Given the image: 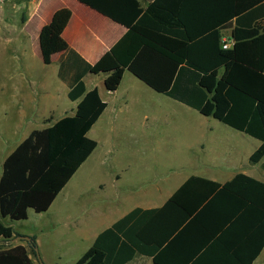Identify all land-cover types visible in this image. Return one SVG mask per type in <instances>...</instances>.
<instances>
[{
	"label": "trees",
	"instance_id": "trees-1",
	"mask_svg": "<svg viewBox=\"0 0 264 264\" xmlns=\"http://www.w3.org/2000/svg\"><path fill=\"white\" fill-rule=\"evenodd\" d=\"M78 1L128 31L96 65L78 72L69 93L71 101L80 100L75 114L35 129L4 161L3 241L16 236L5 220H27L30 209L47 212L98 147L88 133L107 103L97 88L87 91L82 78L88 71L105 74L106 89L116 91L128 70L156 92L261 141L250 161L264 159V0H225L219 23L236 20L233 45L223 49L221 34L214 30L216 47L204 62L195 59L198 51L192 49L195 39L188 31L171 30L174 10L166 0L147 9L139 0ZM71 17L70 9H59L42 28L39 46L45 65H51L55 54L70 51L62 34ZM156 234L157 241L152 239ZM181 238L191 239V255L180 264H220L224 253L238 255L239 249L243 258L230 264H252L264 249V183L242 173L225 184L191 177L161 208H137L103 231L75 264H127L138 254L153 256V264H177L165 256ZM37 248L36 237L28 247H0V264H35L31 255L37 256Z\"/></svg>",
	"mask_w": 264,
	"mask_h": 264
},
{
	"label": "crops",
	"instance_id": "crops-1",
	"mask_svg": "<svg viewBox=\"0 0 264 264\" xmlns=\"http://www.w3.org/2000/svg\"><path fill=\"white\" fill-rule=\"evenodd\" d=\"M154 1L156 0H139L143 9H147ZM166 2L174 10L173 17L171 16V28H173L171 30L183 34L188 31L193 36L195 43L192 44V49L198 51L195 53L197 61L204 62L207 59V53L215 49L217 42L214 30L220 32L222 44L223 41L230 40L232 47V31L236 27V20L234 19L228 25L220 26L219 23L225 15V0H166ZM181 5H183L182 9ZM62 8L70 9L72 17L62 34L70 51L58 53L52 57L51 65H57L58 87L53 89L45 79L46 82L42 84L43 104L38 107L35 101L30 100L20 89L11 90L10 100L0 99V142L2 144L0 151L5 150L11 144H21L35 129L47 128L63 117L73 116L80 100L71 101L69 93L78 72L87 70L88 65H96L128 31L125 26L114 22L78 0H0V54L5 50H11L14 57L22 59L23 56L29 59L30 51L36 50L41 55L40 32L51 21L53 14ZM102 75L104 74L96 75L88 71L82 78L87 91L98 89L107 107L88 133V137L95 140L98 147L80 169L87 165L92 168L96 162L98 149L102 147L104 149L107 145L133 146L134 157L137 156L138 160H145L148 150L147 143L153 138L164 137L166 125L172 130L170 136L177 139L175 143L191 146L192 150L196 144L194 138L196 134H200L202 140L198 145L201 150L200 155L197 154L192 159L187 158L184 160L185 163L170 166L167 170L157 174L149 192L143 196L144 199L137 202L134 207H130L127 212H121L124 209V201H121L120 193L118 200L106 199L96 205L93 203L91 212L87 214L85 206L75 215L68 207L66 214L59 222L60 232L57 235L62 257L69 254L74 255V258L66 264H75L94 245L103 231L112 227L133 210L137 208L150 210L164 206L191 177H202L225 184L242 173L264 183L260 177L261 171H264L263 160L257 164L258 166L250 161L251 155L261 146V141L213 117L203 116L192 107L156 92L128 70H125L122 82L116 91L106 89L104 84L106 75ZM1 91L3 94L8 93L7 89ZM58 99L68 100L66 106L60 110L53 105V102L55 103ZM163 103L168 112L163 111ZM164 112H166L165 116ZM197 113L200 116H197ZM199 117L204 119L201 122L202 128L194 123L189 124V120H200ZM44 118L46 121L42 127H36L35 121ZM20 133L24 134V137L22 141L17 142L16 139ZM114 152L116 148L112 151L107 149L102 159L105 162L115 161ZM243 154L247 156V162L243 161ZM6 158L3 161L0 159L2 168ZM114 174L116 181L124 179V171ZM1 175L2 172L0 177ZM72 198L74 197L70 195L69 201ZM128 199L132 200L131 197ZM30 211L34 210H29L28 218ZM26 237L29 239L36 237L37 257L41 255L40 236L21 235V238L28 242ZM152 239L157 241L160 237L156 234ZM190 243L191 239L181 238L165 256L167 262L180 264L189 258L191 248L187 245ZM21 245L28 247L26 244ZM263 255L264 249L252 264H264V258L260 262ZM242 256L241 249L238 255L226 252L221 256L226 260L220 264H230V260L235 258L240 260ZM31 257L33 259V255ZM244 257L247 258V253ZM42 260L43 262H39V259H33L35 264H62L63 262L62 259L58 262L47 260L44 257ZM127 264H153V256L138 254Z\"/></svg>",
	"mask_w": 264,
	"mask_h": 264
},
{
	"label": "rangeland",
	"instance_id": "rangeland-1",
	"mask_svg": "<svg viewBox=\"0 0 264 264\" xmlns=\"http://www.w3.org/2000/svg\"><path fill=\"white\" fill-rule=\"evenodd\" d=\"M45 79L48 80L47 83H50L53 89L58 87L57 65H45L38 51H30L29 59L23 56L22 59L16 58L11 50H5L0 54V99L10 100L12 97L11 90L20 89L24 91V94L30 100L33 99L35 101L37 107L41 106L43 104L42 84L46 82ZM2 88L7 89L8 93L3 94ZM55 101L53 105L60 110L66 106L68 100L58 99ZM163 111H167L164 103ZM165 115L166 112H164ZM197 116L200 115L197 113ZM48 119L50 120L49 117ZM45 121L46 118L40 119L39 121H35L34 124L36 127H42ZM51 121L53 120L51 119ZM203 121L204 119L201 118L200 120H189V124L194 123L196 126L199 125L202 128L201 122ZM168 128L169 126L166 125L164 137L153 138L147 143L148 150L145 160H138L137 156L134 157L133 146L107 145L104 146V149H102L103 147L98 149L94 166L91 168L90 165L89 167L87 165L81 168L64 191L56 198L47 213L39 215L34 211H30L28 220L19 222H11L9 219L5 220L6 224L14 227L16 236L10 241L0 240V247L7 248L18 243L28 245V242L21 238V235L32 234L41 238V255L39 254L37 257L32 254L33 259H39V262H43L42 257L58 262L62 259V264L71 261L74 258L73 254L66 255L65 257H62L60 254L61 250L57 237L60 232L59 222L64 214H66L68 207L71 213L75 215L85 206L87 214L91 212V205L93 203L96 205L101 201H106V199L114 201L120 193L121 201H124V209L121 212H127L130 207H134L137 202L144 199L143 196L149 192V188L157 174L167 170L170 166H179L185 163L184 160L187 158L192 159L199 154L201 147L198 144L202 140L200 134H196L194 138L196 144L193 146L194 150H192L190 149L192 148L191 146L175 143L177 139L170 136L172 130ZM22 137H24V134L20 133L16 141H22ZM0 145H2L1 142ZM17 145V143L11 144L5 150L0 151V159L3 161ZM114 148H116V152H114L116 154L115 161L105 162L102 158H104L107 149L112 151ZM242 159L244 162L248 161L247 156L244 154L242 155ZM255 166L258 165L256 164ZM259 168L261 169V167ZM118 171L121 173L124 171V179H121V181H116V176H114V173ZM1 172L2 167L0 166ZM260 177L264 180V171H261ZM70 195L74 198L69 201ZM129 197L132 200L128 199ZM126 200L130 201L127 202ZM65 202L67 203L63 204ZM263 256L260 258V262L263 260Z\"/></svg>",
	"mask_w": 264,
	"mask_h": 264
},
{
	"label": "built area",
	"instance_id": "built-area-1",
	"mask_svg": "<svg viewBox=\"0 0 264 264\" xmlns=\"http://www.w3.org/2000/svg\"><path fill=\"white\" fill-rule=\"evenodd\" d=\"M223 49H230L231 48V42L230 40L223 41Z\"/></svg>",
	"mask_w": 264,
	"mask_h": 264
},
{
	"label": "water",
	"instance_id": "water-1",
	"mask_svg": "<svg viewBox=\"0 0 264 264\" xmlns=\"http://www.w3.org/2000/svg\"><path fill=\"white\" fill-rule=\"evenodd\" d=\"M27 240H29V237H26Z\"/></svg>",
	"mask_w": 264,
	"mask_h": 264
}]
</instances>
